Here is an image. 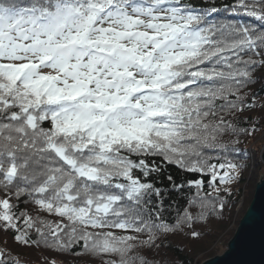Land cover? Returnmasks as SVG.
Returning a JSON list of instances; mask_svg holds the SVG:
<instances>
[{"label":"snow or ice","instance_id":"6c2138e0","mask_svg":"<svg viewBox=\"0 0 264 264\" xmlns=\"http://www.w3.org/2000/svg\"><path fill=\"white\" fill-rule=\"evenodd\" d=\"M262 97L264 0H0V232L99 264L200 239L194 224L222 219L242 181L237 146L257 129L240 124L257 108L264 121ZM185 189L169 223L165 197Z\"/></svg>","mask_w":264,"mask_h":264},{"label":"trees","instance_id":"16d2710c","mask_svg":"<svg viewBox=\"0 0 264 264\" xmlns=\"http://www.w3.org/2000/svg\"><path fill=\"white\" fill-rule=\"evenodd\" d=\"M189 2L195 4L197 7H204L209 5H215L223 8L225 5H235L238 0H189ZM217 18H228L234 20H242L247 23L259 24L254 18L247 16H225L221 13ZM246 92L251 94L252 92L260 93V85H256L254 88L245 89ZM258 104H264V97L257 99ZM261 110L257 108L252 112H248L244 116V121L240 124V127L257 129L256 133L251 138H241L242 142L239 147L242 149L243 159L240 162L247 161V169L243 174L241 183L234 189V195L231 197V204L229 210L225 212L222 219H211L207 224L200 225L194 224V229L201 233L200 239H192L187 233L190 231L185 229V233L169 235L163 240L161 247L154 249H140L139 254L144 256L148 260V264H202L204 260L215 257L221 254L234 234V231H228L227 229L232 226H238L241 218L246 212L237 211L239 202L243 201V204H250L254 195V188L261 176V172L264 169L263 160L260 158V136L264 128V121L255 123L259 120ZM253 118V123H247L248 117ZM253 152V158L250 156V149ZM165 172L171 174L174 178H178L180 182L192 178L195 176L199 178L198 174L185 173L175 166H166ZM207 179V178H205ZM157 186L161 188L170 187L166 179L161 184L156 181ZM194 189L189 191L183 190L182 193H170L165 197V219L169 223H174L177 212H182L187 207L188 198L194 194ZM20 210L27 211L33 217L40 216L46 220H56L58 218L39 212L35 206H26L20 204ZM195 214V209H191ZM21 222V227H22ZM235 226V227H236ZM119 234V233H118ZM33 239H36L35 232L31 233ZM79 248V246H77ZM0 250L5 253V260L7 264H12V261L18 260L19 264H49V261L56 260L57 264H99V260L91 257H76L68 253H57L51 249L45 248L43 245L37 247L33 245L31 247L20 245L12 239V233L0 232Z\"/></svg>","mask_w":264,"mask_h":264},{"label":"water","instance_id":"95a60500","mask_svg":"<svg viewBox=\"0 0 264 264\" xmlns=\"http://www.w3.org/2000/svg\"><path fill=\"white\" fill-rule=\"evenodd\" d=\"M202 264H264V178L256 184L252 201L226 251Z\"/></svg>","mask_w":264,"mask_h":264},{"label":"rangeland","instance_id":"374dc122","mask_svg":"<svg viewBox=\"0 0 264 264\" xmlns=\"http://www.w3.org/2000/svg\"><path fill=\"white\" fill-rule=\"evenodd\" d=\"M260 142H259V144H260V158H261V160H263V163H264V156L262 155L261 156V150H262V148H263V146H264V128H263V130H262V133H261V136H260ZM262 174H261V176H260V178H259V180H258V182L261 180V179H263L264 178V169H263V171L261 172ZM257 184V183H256ZM255 187H256V185H255ZM254 190H255V188H254ZM252 201V200H251ZM249 205L250 204H243V201H242V199H241V201L239 202V204H238V207H237V211H244V209H246L247 210V208L249 207ZM236 225H232V226H230L228 229H227V232L228 231H234V234H235V232H236V230H237V228H238V226H236ZM234 234H233V236H234ZM232 236V237H233ZM232 237H231V239H232ZM230 239V240H231ZM228 247V246H227ZM227 247H226V249H227ZM226 249L222 252V253H224L225 251H226ZM221 253V254H222ZM220 255V254H219ZM211 258H213V257H211ZM208 259H210V258H208ZM208 259H206V260H208ZM206 260H204V262L206 261Z\"/></svg>","mask_w":264,"mask_h":264},{"label":"built area","instance_id":"2783aa9c","mask_svg":"<svg viewBox=\"0 0 264 264\" xmlns=\"http://www.w3.org/2000/svg\"><path fill=\"white\" fill-rule=\"evenodd\" d=\"M250 150V156L253 158V152L251 151V148L249 149ZM264 154V146L261 150V156Z\"/></svg>","mask_w":264,"mask_h":264}]
</instances>
